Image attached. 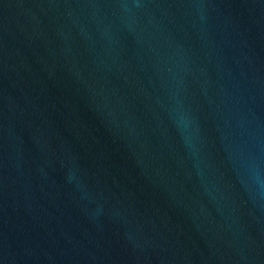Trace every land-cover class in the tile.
Instances as JSON below:
<instances>
[{"label":"water","instance_id":"95a60500","mask_svg":"<svg viewBox=\"0 0 264 264\" xmlns=\"http://www.w3.org/2000/svg\"><path fill=\"white\" fill-rule=\"evenodd\" d=\"M0 264H264V0H0Z\"/></svg>","mask_w":264,"mask_h":264}]
</instances>
